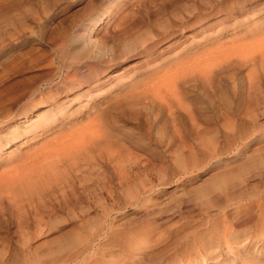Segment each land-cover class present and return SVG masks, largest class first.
Masks as SVG:
<instances>
[{"label":"rangeland","instance_id":"1","mask_svg":"<svg viewBox=\"0 0 264 264\" xmlns=\"http://www.w3.org/2000/svg\"><path fill=\"white\" fill-rule=\"evenodd\" d=\"M98 15L93 42L86 43L87 26ZM263 33L264 0H0V106L18 109L27 90L39 85L32 97L50 90L56 98L33 106L18 124L65 107L51 130L2 147L0 169L48 137L92 127L97 117L106 136L73 171L61 205L45 209L56 212L42 231L20 226L17 209L0 203V264H82L110 240L109 250L122 256L147 232L149 249L138 264H166L177 239L207 227L208 213L239 215L235 220L245 223L238 229L259 233ZM217 46L230 57L205 76L182 77L180 106L140 92L156 68ZM248 53L257 54L254 66L239 57ZM65 76L75 87H64ZM224 177L227 185L216 187ZM250 202L256 207L237 211ZM159 229L168 235L160 239ZM249 254L264 264V238ZM228 256L219 264H231Z\"/></svg>","mask_w":264,"mask_h":264},{"label":"bare ground","instance_id":"2","mask_svg":"<svg viewBox=\"0 0 264 264\" xmlns=\"http://www.w3.org/2000/svg\"><path fill=\"white\" fill-rule=\"evenodd\" d=\"M94 19L95 21H93ZM94 19H92L93 22L91 26H87L86 32L83 36V41L86 43L93 42V40H91L93 27L98 22V20H101L102 18L100 15H98L97 18ZM254 35L256 34L254 33ZM257 35L260 39L261 35ZM94 41V43H97V40ZM233 45L236 46V44ZM253 45L256 47L259 44ZM250 46L252 47V45ZM217 47L214 48L217 49V51H203L196 56L191 55L192 57L185 60H177V62L172 65L156 68L152 73V77L144 80V83L141 86L142 90L140 92H147L148 94L150 93L153 97L158 98L160 101L164 100L165 103L168 102V104L173 101H176L177 104H180V93L182 91H179L178 84L182 77H185V75L191 72H193L191 74L195 75L194 72L196 71L202 72L203 74L201 75H204V73H212L214 68L218 67L230 57L231 52L229 54L219 52L220 47ZM241 47L245 49L243 46ZM230 48L233 49V47ZM248 48L249 47H247V50ZM147 49L149 48L147 47ZM242 50L237 51H240L242 54L245 52L244 50L241 52ZM260 50L261 49H259V51ZM251 51H249V53ZM249 53L245 56L239 54V57L241 56L243 59L251 61L252 63H250L252 66H254L255 63H253V61L255 60L257 54ZM259 54L261 57H264V50L260 51ZM258 59L261 58L259 57ZM64 79H66L63 81L64 87L67 85L68 88L75 87V81H73L72 78L69 79L68 76H65ZM38 90L39 85L30 87L24 96V98L27 99L22 98L23 100H26L24 101L25 103H22L18 109L0 106V150L2 147L10 145L13 141L17 140L23 135H27L28 133H33L32 137L34 138L37 135H41L43 132L51 130L56 120L62 115L65 107L58 105L55 107V109L50 108L48 111L39 112L36 116V119L34 120L30 118L27 119L26 122H30L28 125H24V123L22 125L18 124L21 116L26 118L28 117V113L33 106L48 100L55 99L57 96L50 90L45 92L41 90L42 93L38 95L39 97H32V95ZM56 91L58 92L59 90L57 89ZM131 95L134 96V94ZM189 111L190 107L188 112ZM100 120L101 118L97 117L94 119L92 127L84 129L78 128L77 130L63 135L62 137H48L42 141L40 144L41 146L35 148L33 151L17 154L0 169V203L6 200L17 209V216L20 226L27 229H30L31 226H35L36 229L42 231L50 222V220H52L56 211L52 210L49 212V210L46 211L45 209L50 206L53 207L56 205H61L63 200L62 198L65 196L66 187H69L71 184L70 179L73 178V171L78 170V168L81 167L82 161L88 160V157L86 156L89 155L92 146L101 138L106 137L104 132L105 128H103L104 126ZM40 128L42 129V132H38V129ZM15 144L16 143L14 142L13 145ZM228 182V178L226 177L222 179L218 178L215 181V186L221 187L227 185ZM244 206L241 205L238 207L237 211L240 212L241 209L249 210L252 208V206H254V202H250L247 206ZM257 206L260 207V213L262 215L261 220H259L261 221L259 233H253L252 235L251 230L254 229L250 230V228L246 227L240 230L237 228V225L241 223L244 225L245 223H243L244 220H235V217L239 218V215H237L239 212H236L237 216L226 214H217L213 216L212 214L208 213L204 217V223L207 224V227L202 224L199 227H196L190 233L185 234L177 239V241H175L176 250L173 254L174 256L171 258V261L166 264H204L211 259H214L216 264H219L220 261L227 258L229 254L232 256L230 259L231 264H258V262L254 260V257L249 254V248L255 246L256 241L262 240L264 238L263 202H259ZM199 229L202 231H199ZM204 229L206 230L203 231ZM168 233L169 232L165 230L159 229V238L161 239V237L168 235ZM149 237L150 232L143 234V237H141L138 242H135L126 249L125 254L122 256L119 254L120 256L117 257L112 254V250H109L113 244V242L110 240L108 244H103L104 246L102 251H100V254H97L90 261L87 260L88 262H86L85 259V262H82V264H94L96 260L101 262V264H138L140 260H142V258L147 254L150 243ZM163 250L165 251V249Z\"/></svg>","mask_w":264,"mask_h":264}]
</instances>
